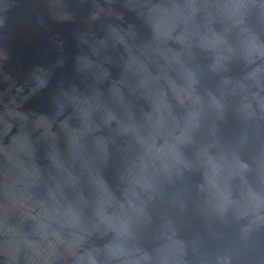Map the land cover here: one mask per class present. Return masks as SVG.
Masks as SVG:
<instances>
[{
  "label": "water",
  "instance_id": "obj_1",
  "mask_svg": "<svg viewBox=\"0 0 264 264\" xmlns=\"http://www.w3.org/2000/svg\"><path fill=\"white\" fill-rule=\"evenodd\" d=\"M0 264H264V0H0Z\"/></svg>",
  "mask_w": 264,
  "mask_h": 264
}]
</instances>
